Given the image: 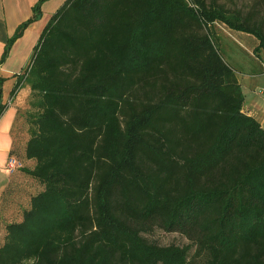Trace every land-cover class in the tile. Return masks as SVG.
Here are the masks:
<instances>
[{"label": "trees", "instance_id": "obj_1", "mask_svg": "<svg viewBox=\"0 0 264 264\" xmlns=\"http://www.w3.org/2000/svg\"><path fill=\"white\" fill-rule=\"evenodd\" d=\"M219 22L264 62V0H64L51 14L10 92L29 89L22 170L40 189L6 223L0 264H190L192 246L200 264H264V128ZM154 228L190 242L159 244Z\"/></svg>", "mask_w": 264, "mask_h": 264}, {"label": "crops", "instance_id": "obj_2", "mask_svg": "<svg viewBox=\"0 0 264 264\" xmlns=\"http://www.w3.org/2000/svg\"><path fill=\"white\" fill-rule=\"evenodd\" d=\"M37 1L0 0V58L7 39L14 34L20 23L32 16V9ZM63 1H44L40 16L14 41L5 61L0 64V75L5 78L2 84V102L6 103L0 117V244L4 241L6 223L20 220L23 209L29 206L34 190L40 189L37 182L22 170L23 167L33 168L35 165L34 159L25 156L30 127L26 119L30 110L29 89L24 84L13 96L10 92L17 75L29 63L33 47L47 20ZM238 36L243 50L249 53L247 57L232 53L237 55L234 59L240 64L235 72L244 93L243 111L254 116L264 128V62L252 52L254 40L245 34L240 33ZM222 37L232 38L229 32H225ZM11 155L21 161L22 167L7 173L4 165Z\"/></svg>", "mask_w": 264, "mask_h": 264}, {"label": "rangeland", "instance_id": "obj_3", "mask_svg": "<svg viewBox=\"0 0 264 264\" xmlns=\"http://www.w3.org/2000/svg\"><path fill=\"white\" fill-rule=\"evenodd\" d=\"M222 2H225L230 7H240L243 9L247 8V5L251 3L253 0H221ZM228 29L226 26H224L222 23H215L211 27V32L213 39L216 43V46L219 48L222 57L224 60L233 68L239 69V63L234 59L237 55L232 54L233 52L240 53L241 56H249L248 52H245L243 50L242 45H240L239 40L230 34V37H222L224 36V33L227 32ZM224 32V33H223ZM248 53V54H247ZM239 54V55H240ZM245 57V58H246ZM38 188L34 190V192H37ZM146 236L159 244H169V243H176L179 245H185L188 244L190 241L178 232H167L160 228H154L151 232L147 233ZM189 259H191L190 264H200V258L195 256V246H192L189 252Z\"/></svg>", "mask_w": 264, "mask_h": 264}, {"label": "built area", "instance_id": "obj_4", "mask_svg": "<svg viewBox=\"0 0 264 264\" xmlns=\"http://www.w3.org/2000/svg\"><path fill=\"white\" fill-rule=\"evenodd\" d=\"M20 167H22L21 161L17 157L11 155V156L8 157V159H7V161H6L5 165H4V170L7 173H11L15 169H18Z\"/></svg>", "mask_w": 264, "mask_h": 264}]
</instances>
